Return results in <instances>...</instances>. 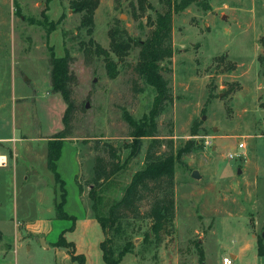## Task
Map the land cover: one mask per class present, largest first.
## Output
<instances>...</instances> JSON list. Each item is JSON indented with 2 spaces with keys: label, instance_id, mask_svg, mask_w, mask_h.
Masks as SVG:
<instances>
[{
  "label": "rangeland",
  "instance_id": "374dc122",
  "mask_svg": "<svg viewBox=\"0 0 264 264\" xmlns=\"http://www.w3.org/2000/svg\"><path fill=\"white\" fill-rule=\"evenodd\" d=\"M69 1L51 0L44 7L43 0H0V147L8 156L11 138L18 137L19 130L36 137L52 135L63 126L65 103L50 92L47 59L49 47L57 57L67 49L73 57L75 103L69 133L87 153L77 176L83 198L91 187L95 156L108 158L105 144L119 150L120 170L95 187L99 213L107 215L132 175L143 167L150 142L149 137L140 138L131 154L133 141L124 112L136 121L149 118L155 90L135 70L138 45H132L122 59L110 53L116 68L111 77L95 44L110 48V28L144 40L150 21L165 6L162 0H146L141 11L137 0H99L90 35L93 43L88 45L90 36L79 26L82 14L73 12ZM60 14L63 19L56 22ZM262 42L264 0H195L173 13V55L160 63L172 100L156 118L157 134L163 139L160 150H168L171 143L177 155L187 140L194 143L174 163L173 224L156 245L150 237L144 239L149 219L124 221V233L114 240L121 244L132 240L133 251L119 264H223L222 257H230L231 251L238 253L232 264H264V254L257 249V241L264 245ZM193 126L195 135L190 134ZM239 142L243 148H238ZM13 145L18 148V143ZM30 164L33 179L25 184L19 174L25 163L15 171L11 161L0 167V264L52 261L51 253L43 255L37 249L25 253L22 242L17 253L9 248L15 205L18 211L27 210L29 204L35 208L38 191L51 186L49 170ZM194 170L200 178L191 176ZM148 206L145 198L141 212Z\"/></svg>",
  "mask_w": 264,
  "mask_h": 264
},
{
  "label": "trees",
  "instance_id": "16d2710c",
  "mask_svg": "<svg viewBox=\"0 0 264 264\" xmlns=\"http://www.w3.org/2000/svg\"><path fill=\"white\" fill-rule=\"evenodd\" d=\"M51 0H43L44 7ZM195 0H162L165 9L156 12V16L150 21V30L144 40H138L126 34L124 30L110 28L108 36L110 38L109 49L102 48L95 44V51L104 55L106 66L111 77L116 75L115 61L111 58L113 53L117 59H122L132 45L139 46L138 60L135 65L136 72L143 77L145 82L155 90L151 116L134 120L127 112L124 118L130 127L129 136L133 141V155L137 151V142L142 137H149L143 167L137 170L131 178L130 183L123 191L118 200H114L108 208L107 215H101L97 206L98 196L95 187L108 181L121 168L119 163V150L112 144H105L108 158L97 154L94 158L93 176L90 178V188L88 197L92 204L95 218L100 223L104 231V239L100 243L103 260L106 264H119L122 258L133 251V241L127 240L124 244L115 241V237L123 231L121 225L129 218L143 217L150 220L149 232H145L144 239L150 237L154 243L159 244L167 227L173 224L176 210L174 193V163L178 160L179 154L191 151L193 141L187 140L180 148L178 155L175 154L173 146L169 143L168 150L161 151L163 139L157 134L156 118L162 112L165 103L172 100L170 88L167 80L161 73L160 63L169 60L173 55L172 46V16L175 12L184 10ZM70 9L73 12L81 13L80 27H85L87 34L93 33L94 13L99 5V0H70ZM146 0H137V8L144 11ZM42 15V12H41ZM64 14H60L57 21L63 19ZM43 16V15H42ZM49 23V22H48ZM49 27L52 24L49 23ZM49 28V29H50ZM49 30H47L48 33ZM93 39L89 38L88 45H92ZM264 46V42H262ZM87 51L84 48V53ZM264 56V52H263ZM73 57L65 49L63 56H54L52 48H48V76L51 93H58L65 103L63 116H61V127L57 132L49 136L46 148V168L52 173L55 185H59L57 200L54 199V217L57 219L72 218L63 210L65 200V190L63 182L59 180L55 172V160L59 156V146L61 140L70 137V118L75 109L72 98L71 82L73 74L70 71V63ZM196 122H194V125ZM197 132L196 127H192L191 135ZM81 192L82 188L79 185ZM149 198V206L145 212H141V202ZM124 231L122 232V234ZM150 233V234H149ZM56 245L71 248V244L59 237ZM258 254H264L262 240L257 241ZM72 259L78 260L79 264H84L81 255H75L73 250H69Z\"/></svg>",
  "mask_w": 264,
  "mask_h": 264
},
{
  "label": "crops",
  "instance_id": "0c3cea01",
  "mask_svg": "<svg viewBox=\"0 0 264 264\" xmlns=\"http://www.w3.org/2000/svg\"><path fill=\"white\" fill-rule=\"evenodd\" d=\"M49 136L51 135L27 137L19 130L18 137L11 138L13 144L18 143V148L17 145L12 144L7 156V153L5 155L2 152L3 147H0V155H4L7 160L3 167L11 161V166L15 171L25 163L26 167L19 174L21 173L24 180L22 183L29 182V178L33 179L34 173L30 163L35 162L47 169L45 155ZM30 141H35L37 144H31ZM80 143L81 141L72 137L61 140L59 156L55 160V172L59 180L63 182L65 190L63 210L72 218L57 219L54 217L53 201L57 200L59 185H55L53 175L49 171L51 186L48 185V188L38 191L40 197L36 199L38 204L34 205L35 208H30L31 204H29L26 207L27 210L18 211L16 205L13 209L15 220L13 219L12 242L9 245L13 252H18L21 247L20 242H22V249L25 253L33 249H37L43 255L51 253V264H79L78 260L71 258L69 250H73L75 255L83 256L84 264H106L100 248V243L104 239V231L94 216L88 192L87 198H83V192L79 190L77 176L82 171V156L87 154L84 145ZM80 146L84 149L80 150ZM16 176L17 174L14 173V179ZM59 237H63L66 243L71 244V248L56 245ZM30 242H33L34 246ZM230 257L233 263L238 258V253L231 251Z\"/></svg>",
  "mask_w": 264,
  "mask_h": 264
},
{
  "label": "built area",
  "instance_id": "2783aa9c",
  "mask_svg": "<svg viewBox=\"0 0 264 264\" xmlns=\"http://www.w3.org/2000/svg\"><path fill=\"white\" fill-rule=\"evenodd\" d=\"M238 148H243L244 147V143L243 142H239L238 143ZM229 157L233 158L234 154H229ZM7 163L6 157L4 155H0V167L5 166ZM222 263L223 264H232V259L228 256H224L222 257Z\"/></svg>",
  "mask_w": 264,
  "mask_h": 264
},
{
  "label": "water",
  "instance_id": "95a60500",
  "mask_svg": "<svg viewBox=\"0 0 264 264\" xmlns=\"http://www.w3.org/2000/svg\"><path fill=\"white\" fill-rule=\"evenodd\" d=\"M191 176L193 177V178H200V175L198 174V172L196 171V170H194V171H192V173H191Z\"/></svg>",
  "mask_w": 264,
  "mask_h": 264
}]
</instances>
